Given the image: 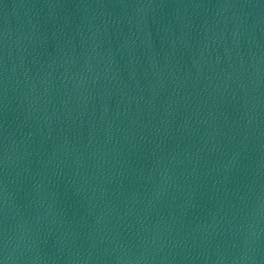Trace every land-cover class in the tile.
<instances>
[{"label":"water","instance_id":"1","mask_svg":"<svg viewBox=\"0 0 264 264\" xmlns=\"http://www.w3.org/2000/svg\"><path fill=\"white\" fill-rule=\"evenodd\" d=\"M0 264H264V0H0Z\"/></svg>","mask_w":264,"mask_h":264}]
</instances>
